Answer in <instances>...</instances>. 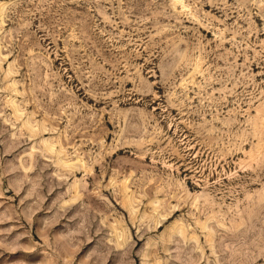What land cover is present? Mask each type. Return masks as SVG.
<instances>
[{"label":"rangeland","instance_id":"obj_1","mask_svg":"<svg viewBox=\"0 0 264 264\" xmlns=\"http://www.w3.org/2000/svg\"><path fill=\"white\" fill-rule=\"evenodd\" d=\"M0 264H264V0H0Z\"/></svg>","mask_w":264,"mask_h":264},{"label":"bare ground","instance_id":"obj_2","mask_svg":"<svg viewBox=\"0 0 264 264\" xmlns=\"http://www.w3.org/2000/svg\"><path fill=\"white\" fill-rule=\"evenodd\" d=\"M45 131H46V130H45ZM29 132H30V131H29ZM32 132H33V131H31L30 133H32ZM34 132L37 133L38 131H37V132L34 131ZM34 132H33V133H34ZM40 132H41V130H40ZM33 133H32V134H33ZM41 133H42V132H41ZM32 134H31V135H32ZM39 135H40V134H39ZM25 141H26V140H25ZM18 142H19V141H18ZM18 144H19V143H18ZM44 145H45V144H44ZM50 147H52V146L50 145ZM47 149H48V148H47ZM50 150H51V148H50ZM59 162H60V160H59ZM64 166H66V165H64ZM72 175H73V174H72ZM124 186H125V185H124ZM124 186H122V188H124ZM125 187H126V186H125ZM124 190L126 191V189H124Z\"/></svg>","mask_w":264,"mask_h":264}]
</instances>
